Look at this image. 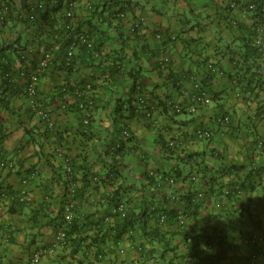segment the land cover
I'll list each match as a JSON object with an SVG mask.
<instances>
[{
    "label": "crops",
    "instance_id": "crops-1",
    "mask_svg": "<svg viewBox=\"0 0 264 264\" xmlns=\"http://www.w3.org/2000/svg\"><path fill=\"white\" fill-rule=\"evenodd\" d=\"M105 1L71 0L58 11L56 21L65 22L70 32L77 24L86 29L90 8ZM20 2L31 6L47 0H11L24 17ZM225 2L130 0L129 8L119 12L108 28L98 19L91 21L105 31L101 54L93 57V66L74 65L70 73L61 69L60 61L69 65L63 62L57 37L48 38L47 25L36 29L16 24V11L11 21L0 24V58L9 61L13 73L10 79L0 78V264H28L35 254L38 264H214L187 254L185 235L201 227L227 233L230 248L221 264H263L250 261L247 238L249 231L264 228V117L254 118L257 99L244 92L245 83L236 87L231 82L230 58L243 49L236 25L224 24ZM1 5L6 6L4 0ZM10 43L15 52L7 48ZM121 47L126 67L141 68L143 91L153 107L148 117L133 118L118 130L111 118L114 100L136 95L129 80L110 89L104 67L94 66L99 61L106 66L103 55ZM16 52H25L27 59L20 60ZM46 54L48 66L39 76L37 98L49 111L51 125L43 121L48 131L29 109L23 74ZM164 57L167 63L162 65ZM207 62H215L220 71L208 72ZM196 82L217 92L218 99L197 105L194 112H175L171 103L194 105ZM80 96L84 99L78 109L90 113L91 131L86 135L80 133L74 107L64 111ZM223 113L231 117L228 129L214 123ZM199 128L211 130L212 138L197 139L194 131ZM123 129L129 136H123ZM120 145L127 152L119 160L123 177L109 176L106 183L109 157ZM70 160L75 161V172L66 170ZM145 173L160 180L149 183ZM118 183L121 190L114 205L121 204L126 211L145 203L148 227L157 228L174 250L164 249L156 237H142L136 225L116 223L122 215L112 212L109 198ZM225 189L235 192L224 196ZM188 194L199 202L196 221L185 203ZM160 208L176 213L177 221L159 222ZM68 211L74 215L75 228H67L72 236H91L95 230L99 235L92 244L87 237L75 252L65 242L49 253L56 227ZM260 247L264 250V241ZM154 248L166 251L162 257L155 251L145 254Z\"/></svg>",
    "mask_w": 264,
    "mask_h": 264
},
{
    "label": "trees",
    "instance_id": "trees-1",
    "mask_svg": "<svg viewBox=\"0 0 264 264\" xmlns=\"http://www.w3.org/2000/svg\"><path fill=\"white\" fill-rule=\"evenodd\" d=\"M11 0H4L6 6L8 7V11L6 14V17L0 22L1 26L5 25L8 20L11 21L12 16L14 15L13 13L16 11L14 10V5L10 3ZM24 1V0H21ZM51 0H47L43 8H39L36 3H31V6L26 5L24 2H20L21 7L23 11H25V16L23 17L20 12H15L16 17L15 23L22 25L23 27H29V26H34L36 29L40 27V25L45 24L48 26V30H46V33L48 35L49 39H53L57 37L55 40L59 44L60 50L64 52L66 51V47L70 42L71 37H75L76 34L80 33L81 31L86 32L89 37L91 38L93 42V47L91 50L86 49L85 45L83 43H78V46L75 48L76 50L73 52V57L71 64L69 66H64L62 61H60V66H63L61 69H64L67 73H70L73 70V66L77 65L80 68L84 66H93L91 62L96 59L93 57H96L100 53V42H102V39H104V30L97 28L94 24H91L92 20L98 19L101 22L106 23L107 28L110 26L111 20L117 18V14L119 12L124 11L125 8H129V3L130 0L124 1L125 4L114 1V0H107L105 3H101L99 5L92 6L90 8L91 14L86 18L85 23L87 22V28L82 29L79 24L75 25L74 29L71 30H66L67 24L64 22L63 24L59 25V22L56 21V18L59 16L57 13L61 9H66L67 4H70L71 0H55L54 3H50ZM226 1V0H225ZM237 3H241V0H233ZM254 2L257 7L253 14L251 16L249 15L248 18L246 19H240L234 15L233 17L230 16V14L227 12V8L224 6L223 7V22L225 26H228L229 24L233 22V26L236 25V28L239 29V36H238V44L239 47L244 50L241 51V54L238 56H233L230 58L231 60V65L229 67V74L231 75V82H233L235 85L234 86H239L241 83H245L243 86L244 92H248L250 95H252L256 100V107L254 111V118H259L262 119L264 117V37L262 38L261 42L257 45L254 44L253 40V23L251 22L252 19L258 18L259 20L264 19V0H251ZM244 4V2H242ZM243 6V5H241ZM240 6V7H241ZM14 11V12H13ZM62 15V14H61ZM64 16V14L62 15ZM63 18V17H62ZM84 25V26H85ZM95 35V36H94ZM97 35V36H96ZM18 42V40H15ZM78 42V40H77ZM7 48L13 49L15 52V49L13 47V44L10 43L9 45H6ZM6 48V47H5ZM6 48V49H7ZM20 50H23V46H20ZM21 54H25V52H16V55L20 60ZM101 54V53H100ZM26 55V54H25ZM105 55L107 57H105ZM105 55H103L104 60L102 62H106L107 65L104 66L100 61L97 65L94 67L98 66H103L104 72L108 74L104 82H107L106 84L110 87V89L116 87V85L129 80L130 81V88L131 92L136 95V96H146L144 91H143V74L141 68L138 66L135 67L129 66L126 67V55L124 53L123 47L119 49H111L109 50ZM133 57H138L135 52L132 53ZM4 58V57H3ZM64 61V60H63ZM213 67L216 68V71H211L209 68H207L208 72H218L220 71L218 68V65L215 62H210ZM208 64V62H207ZM206 64V67H207ZM12 73V68L9 67V61L3 60L0 58V78L5 77L6 79L11 78ZM214 74V73H212ZM26 83V80H25ZM201 84V83H200ZM68 86V85H66ZM202 88H204L209 94L211 95V100L218 99V93L214 92L210 89H207L204 87V85H201ZM38 87V85H37ZM69 87V86H68ZM69 91H72V87H69ZM84 88V86L80 87ZM38 89V88H37ZM65 89V88H64ZM94 90V97H95V86L92 87ZM67 91V89H66ZM263 94V97H260V95ZM84 97L86 94H83ZM136 96L133 97V99L126 98H116L114 100V105L112 106V113H111V118H112V123L114 124V128L120 130L122 128H125L128 124V121L133 119V118H139V117H146L145 116V111L149 109V106L147 102L143 103H137L133 104V101H135ZM84 97L80 96L77 98V103L76 104H70L68 105L64 111H68L69 107H74V112L79 118V124L82 128L83 131H80L82 135H86L87 131H91V123H90V113L88 112V115L86 112L89 110H86L85 108L82 109L83 112H81L77 104L84 99ZM149 97V96H148ZM97 97L93 99V102L95 104V101ZM38 99V98H37ZM39 101V99H38ZM42 102V101H41ZM94 104H92V107H90V112L94 108ZM31 110V108L29 107ZM34 113V112H33ZM84 116L88 119V122L86 124H83ZM228 117V120L226 123L219 122L218 120H222L224 117ZM41 123L43 120H39ZM231 122V117L230 114L228 113H223L219 114L215 117L214 123L221 128H229ZM1 125V124H0ZM45 130L46 124L43 122ZM85 130V131H84ZM209 130V129H207ZM48 131V130H46ZM211 131V130H210ZM2 136L0 135V138ZM212 138V137H211ZM210 138V139H211ZM209 139V140H210ZM207 141V140H206ZM263 142V140H262ZM125 149L123 148L122 145L117 147L113 153L111 154L110 161L108 164V170L104 176V180L106 183L109 182V176L113 179H119L123 177L120 167L122 165V162H119L120 158L126 154L127 152L124 151ZM61 154V153H60ZM67 159L68 157L63 154ZM69 160V159H68ZM75 161H69L70 164V170L71 171H76V167L74 164ZM3 165V164H1ZM73 173V172H72ZM85 177V175H83ZM82 179H85L83 178ZM145 178L148 179L149 183L155 184V181H158L156 178H152L147 175V173L144 174ZM103 182V180H101ZM120 184L118 183L115 187V195L111 198H109V201L111 202L112 206L114 203L119 201L116 198V195L120 191ZM235 192V190H229V194L224 196H230ZM185 203L190 206V214H192V219L196 221V212L198 208V203L195 202V198L191 195L188 194L185 196ZM107 201V199H104ZM109 202V204H110ZM110 204V205H111ZM126 204V203H125ZM144 204V206H143ZM141 203L139 205L134 206V208H128L126 207L125 214L122 217H119V221L116 222L117 224H121L122 226H127L131 227L133 225H136L138 227L139 233L141 234L142 237L150 239V237H156V240L159 242H162L163 248L168 250H174V247L171 246L167 240L163 241L162 240V234L159 232L157 228H150L147 225V219H146V214H147V206L145 203ZM127 206V205H126ZM136 209V210H135ZM159 213H165L166 214V221L169 222L170 220L172 221H177V214L174 213L172 210L167 211L164 209H159ZM170 214V215H169ZM116 218V217H115ZM172 218V219H171ZM117 219V218H116ZM70 225V229L72 227L75 228L74 221H72ZM99 222V221H98ZM172 223V222H171ZM98 226L99 224L96 223ZM72 226V227H71ZM184 227V226H182ZM257 227V226H256ZM70 229L66 230V242H68V245H70V252H75L79 249L81 245L85 244L86 238L89 237L91 240V243H94V239L98 237V232L99 230H95L91 236H85L78 234L72 236L70 233ZM99 229V228H98ZM76 230V229H74ZM73 233V231H72ZM157 233V235H156ZM252 234V230L249 231L247 241L249 243L250 236ZM227 233L224 231L217 230L216 227H211L210 229L208 228H202L199 230V232L196 233H191L189 232L188 234L185 235L186 240H183L185 244H187V249L188 252L187 254L189 256H194L200 261H210L213 262L214 264H221V262L227 257L228 250L230 248V244L227 240ZM68 240V241H67ZM188 241V242H187ZM250 251L256 250V246L250 245ZM259 247V246H257ZM163 248L159 249H148L145 254H150L152 251H155L158 256L162 257L165 253ZM100 250V248H97V251ZM249 251V252H250Z\"/></svg>",
    "mask_w": 264,
    "mask_h": 264
},
{
    "label": "built area",
    "instance_id": "built-area-1",
    "mask_svg": "<svg viewBox=\"0 0 264 264\" xmlns=\"http://www.w3.org/2000/svg\"><path fill=\"white\" fill-rule=\"evenodd\" d=\"M55 0H51L50 3H54ZM45 3H38L37 6L39 8H43ZM243 5V6H241ZM241 6V7H240ZM225 7L227 8V12L230 14L231 17L236 14V16L240 19H246L248 16L253 14L255 11L257 5L250 1L242 4V2L237 3L233 0H226ZM7 8L5 5L0 6V22L4 19V13L6 12ZM67 16L70 17L71 13H67ZM234 20L232 21L233 24ZM251 22L253 25V40L254 44L257 45L261 42L262 38L264 37V19L259 20L258 18L252 19ZM157 38H160L161 36L158 34L156 36ZM78 40V42H77ZM78 43H83L86 47V49L91 50L93 47V42L89 35L86 32L81 31L80 33L76 34L75 37H71L69 44L66 47L65 55H64V64L69 65L71 64L73 52L74 49L78 46ZM20 58L22 61H25L27 59V56L25 54H21ZM264 58V57H263ZM48 59L49 55L46 54L44 57H42L35 65H28V68H26L23 71V74L25 75V89L24 94L27 98L28 106L31 108V110L37 115L38 118L41 120L47 122L49 125V111L46 109V107L37 99V85H38V79L40 74L43 72V70L48 66ZM26 63V62H25ZM167 63V58L162 59V65ZM207 68H209L211 71H216V68L212 66L211 63L207 64ZM107 77V74H106ZM76 94H82L79 91H76ZM192 100L194 102V105H190L187 107H184L180 103H171L170 106L175 112L181 113L183 110H186L188 112H194L197 105H204L209 104L211 101V95L209 92H207L199 83H194L193 85V93H192ZM147 102L149 109L145 111V116L148 117L150 115L151 109H152V103L151 100L144 96H136L135 101H133V104H139ZM81 107H83L81 105ZM228 120V117H224L222 120H218L219 122L226 123ZM83 121L86 123L87 118L84 116ZM123 136L127 137L129 136V132L126 129L122 130ZM194 135L197 139L200 140H209L212 137V131L207 129H196L194 131ZM67 171L70 170L69 167L66 168ZM157 180H160V177L156 178ZM192 179H194L192 177ZM223 194L227 195L229 194V190L225 189L223 191ZM201 194L199 193L198 196ZM112 212H117L121 214L122 216L125 214L124 206L121 204H116L112 207ZM74 218L73 213L68 211V213L65 214L62 220V224L60 226L56 227L55 233H54V242L51 247L47 250V252L52 253L55 248L58 246L61 247L66 242V230L72 223ZM158 221L163 223L166 221V214L165 213H159L158 214ZM264 241V228H255L252 231V234L249 239V243L253 246H256V250H252L249 252V259L252 263H263L264 264V250L261 249V245ZM259 246V247H257ZM39 262V255L35 254L31 260L28 262V264H38Z\"/></svg>",
    "mask_w": 264,
    "mask_h": 264
}]
</instances>
